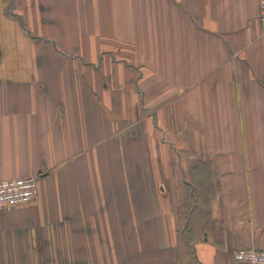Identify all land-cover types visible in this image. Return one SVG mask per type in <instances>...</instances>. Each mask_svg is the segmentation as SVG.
Returning a JSON list of instances; mask_svg holds the SVG:
<instances>
[{"label": "crops", "instance_id": "0c3cea01", "mask_svg": "<svg viewBox=\"0 0 264 264\" xmlns=\"http://www.w3.org/2000/svg\"><path fill=\"white\" fill-rule=\"evenodd\" d=\"M259 1L0 0V264L264 249Z\"/></svg>", "mask_w": 264, "mask_h": 264}, {"label": "built area", "instance_id": "2783aa9c", "mask_svg": "<svg viewBox=\"0 0 264 264\" xmlns=\"http://www.w3.org/2000/svg\"><path fill=\"white\" fill-rule=\"evenodd\" d=\"M259 21L264 31V0L259 1ZM40 174L0 180V210L18 208L35 201L39 191ZM241 264H264V249L243 247L234 253Z\"/></svg>", "mask_w": 264, "mask_h": 264}]
</instances>
